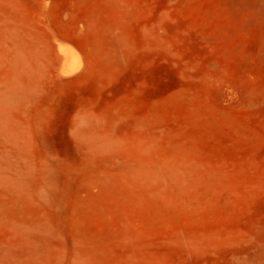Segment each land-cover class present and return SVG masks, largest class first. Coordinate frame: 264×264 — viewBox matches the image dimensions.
<instances>
[{"label":"rangeland","instance_id":"rangeland-1","mask_svg":"<svg viewBox=\"0 0 264 264\" xmlns=\"http://www.w3.org/2000/svg\"><path fill=\"white\" fill-rule=\"evenodd\" d=\"M0 264H264V0H0Z\"/></svg>","mask_w":264,"mask_h":264}]
</instances>
